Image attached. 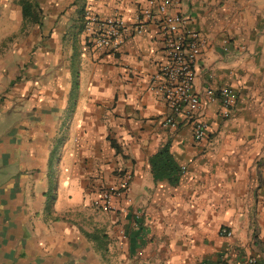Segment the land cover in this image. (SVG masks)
<instances>
[{
    "label": "crops",
    "instance_id": "0c3cea01",
    "mask_svg": "<svg viewBox=\"0 0 264 264\" xmlns=\"http://www.w3.org/2000/svg\"><path fill=\"white\" fill-rule=\"evenodd\" d=\"M18 1L0 0L16 23ZM33 2L39 53L52 65L36 70L48 83L15 100L21 109L0 105L15 117L14 136L0 139V264H200L264 244V70L256 62L264 0H180L174 9L205 39L196 89L229 84L238 93L229 119L217 102L206 111L213 133L202 143L183 120L177 129L160 124L168 109L150 89L164 59L157 25L145 23L116 51L86 40L85 11L129 26L146 0ZM166 144L184 167L175 184L154 180L149 163ZM121 169L132 173L128 198L103 211L95 200ZM222 226L233 236H220Z\"/></svg>",
    "mask_w": 264,
    "mask_h": 264
},
{
    "label": "built area",
    "instance_id": "2783aa9c",
    "mask_svg": "<svg viewBox=\"0 0 264 264\" xmlns=\"http://www.w3.org/2000/svg\"><path fill=\"white\" fill-rule=\"evenodd\" d=\"M180 0H146L137 21L126 26L120 18H99L89 11L83 14L86 40L92 47L116 51L123 39L128 35L140 34L145 23H154L159 28L164 46V59L159 72L151 79L152 93L161 99L168 112L160 119L164 128L177 129L183 122L191 125L192 137L196 143L209 141L213 129L204 118L209 107L217 102L218 115L221 119H229L235 109L238 93L229 84H206L196 89L194 79L196 66L200 60L205 39L203 34L186 27L187 18L174 11ZM227 45L224 46V51ZM211 77V76H210ZM184 167H181L183 172ZM132 173L122 171L117 178L102 187L96 205L103 211H114V200L128 198L131 188ZM134 216L139 217V211ZM220 236L230 238L233 232L226 226L218 231ZM257 237L254 241L258 242ZM253 253L242 254L231 258L223 253L212 260L201 261L200 264H264V244L257 243ZM235 259V260H232Z\"/></svg>",
    "mask_w": 264,
    "mask_h": 264
},
{
    "label": "rangeland",
    "instance_id": "374dc122",
    "mask_svg": "<svg viewBox=\"0 0 264 264\" xmlns=\"http://www.w3.org/2000/svg\"><path fill=\"white\" fill-rule=\"evenodd\" d=\"M17 3L20 6V2ZM11 18L13 19L12 13L9 11L2 12V8L0 9V105L5 100H13V106L16 110L21 109V107L18 106L15 100L21 102L28 100L32 97L33 91H30L32 86L37 88L36 85L40 86L41 83H48L46 77H42L44 73L40 71L36 74V70L43 68V65L49 67L52 63L48 60L43 61L39 53L43 36L41 27L34 28L32 23H24L22 20L16 23ZM40 19L41 17L39 21ZM260 51L257 54L256 62L260 63L261 69L264 70L262 66L264 65V54ZM37 56L41 58L39 57L37 60ZM59 63L60 60H57L53 67ZM68 81H73V78L68 76ZM35 93V95L41 96L38 92ZM69 94H72V92H69ZM262 94V92L259 93L261 98L264 97ZM55 99L59 98L55 97ZM26 112L27 109H25ZM21 115L24 116L23 113ZM14 119L12 111L9 113L0 111V139H2V135L6 136L7 133L11 132L13 129L11 123ZM13 136L7 135L3 139L12 138ZM2 163H4V160L0 159V165ZM122 171L124 170L121 169L117 174L119 175ZM68 174V172H62L61 178Z\"/></svg>",
    "mask_w": 264,
    "mask_h": 264
},
{
    "label": "trees",
    "instance_id": "16d2710c",
    "mask_svg": "<svg viewBox=\"0 0 264 264\" xmlns=\"http://www.w3.org/2000/svg\"><path fill=\"white\" fill-rule=\"evenodd\" d=\"M19 2L21 6L23 22L39 23V10L37 9L36 4H34L33 0H19ZM110 143L111 146L114 147L117 151L119 150L117 144L112 139ZM149 163L154 180L166 179L172 184L178 182L181 174V169L172 158L167 144L160 148L154 155L149 158Z\"/></svg>",
    "mask_w": 264,
    "mask_h": 264
}]
</instances>
